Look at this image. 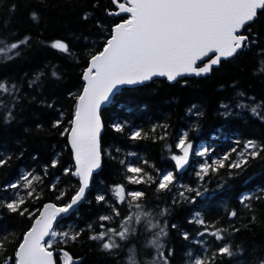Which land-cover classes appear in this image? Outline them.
I'll return each instance as SVG.
<instances>
[{
	"label": "trees",
	"instance_id": "16d2710c",
	"mask_svg": "<svg viewBox=\"0 0 264 264\" xmlns=\"http://www.w3.org/2000/svg\"><path fill=\"white\" fill-rule=\"evenodd\" d=\"M113 7L111 0H0V37L8 43L29 38V42L17 50L19 56L0 61V81L6 82L10 89L16 86L15 91L0 93V158L7 160L0 167V200L15 199L19 194L25 199L23 207L37 215L46 202L57 205L69 202L78 188V178L64 174L65 168L74 170V160L67 135L61 132L70 127L72 118L74 100L69 93L76 95L82 90L81 76L90 54L102 49L112 25L120 22L121 17L106 14V9ZM33 12L37 16L35 20ZM85 16L88 18L84 19ZM251 27L256 43L233 58L223 59L210 74L184 77L173 83L157 78L124 88L102 111V167L94 175L84 201L56 225L58 232L83 230L82 234L76 241L58 243L55 248H64L74 258H79L77 264H127L132 254L138 264H147L156 253L145 246L151 236L139 225V234H132L126 241L118 240L120 247L111 252L103 250L101 242L90 240L89 236L101 230L98 217L111 214L113 206L121 215L108 221L107 227H118L123 217L135 211L126 203L112 202L110 189L117 184L126 185L125 177L129 174L125 165L143 167L156 179L158 173L175 171L171 156L179 154L175 144L187 131L194 149L208 147L211 150L208 157L190 154L189 164L176 173L178 182L169 191L157 192L155 183L127 185L146 194L140 203L154 223L168 225V235L161 242L165 250L175 251L171 264H189V251L193 256L202 254V246L194 241H206L205 256L213 255L220 246L221 242L210 236L196 235L202 229L188 221L197 213L211 225L209 231L227 230L225 242L230 243L234 252L245 250L232 264H257L258 260H264V152L250 159L240 170L223 168L210 173L203 181L195 175L205 159L210 162L233 147L239 151L248 140L264 146V119L235 108L240 100L252 105L248 98H254L255 104L261 105L259 111L264 117V72L259 71L264 61V11ZM57 40L68 44V53L51 48ZM53 71L57 77L52 76ZM240 92L245 96L239 97ZM221 103L231 106L230 115L222 114L225 110L220 107ZM193 105L196 108L189 112ZM8 110L12 111V119L6 123L4 116ZM55 120H62L60 127L52 126ZM117 122L124 125L123 132L113 130L112 125ZM134 130H140L146 138L131 140L129 134ZM162 136L164 139H160ZM130 152L136 155L129 156ZM53 159L58 160L55 168L51 167ZM29 172L41 178L33 183L36 189L33 197L29 198L22 186L5 188L16 182L22 185L20 177ZM50 185H56L55 190ZM182 185L196 188L203 195L192 203L179 196L184 190ZM61 192L65 195L58 200ZM97 194H105L110 203L98 204ZM185 196L191 198L195 193L186 192ZM243 196L250 197L245 201L248 207L240 203ZM165 209V214L160 216ZM232 211L237 215L230 218ZM31 223L32 217L28 215L20 216L0 208V237L4 238L5 256H13ZM89 224L93 225L92 229L87 227ZM172 224L177 228L172 229ZM233 228L239 231L233 233ZM184 231L192 240L182 238ZM55 258L60 264V254ZM216 264H229V258L217 257Z\"/></svg>",
	"mask_w": 264,
	"mask_h": 264
},
{
	"label": "snow or ice",
	"instance_id": "6c2138e0",
	"mask_svg": "<svg viewBox=\"0 0 264 264\" xmlns=\"http://www.w3.org/2000/svg\"><path fill=\"white\" fill-rule=\"evenodd\" d=\"M111 4L114 7L106 9V14L121 17L120 22L112 25L103 42L102 50L98 49L90 54L87 67L81 76L82 90L76 95L69 93L74 100L72 118L69 121L70 127L61 132V135H67L74 159V170L65 168L64 174L78 178V188L69 202L62 205L46 203L38 215L23 207L25 199L19 194L15 199L0 200V208L7 209L9 213L32 217L31 226L23 232L13 256L4 255V238L0 237V264H57L55 259L57 253L61 256L60 264H74V260L78 258H73L64 248L56 249L55 245L76 241L83 230L58 232L56 224L58 218L69 213L85 199L94 171L102 167L104 153L102 148L104 125L100 111L102 106L113 103L123 86L143 84L155 77H164L169 82H173L185 75L201 77L210 74L213 66H218L222 59L233 58L256 43L252 38L254 34L251 25L256 23L259 13L264 11V0H111ZM14 9L15 5L12 6V10ZM32 18L37 19L35 12L32 13ZM28 42V37L10 43L0 37V61L7 62L19 56L17 50ZM50 46L61 53H68L70 50L66 42L59 40ZM259 71L264 72V61H261ZM52 76L57 77L58 74L53 71ZM34 83L35 80L29 84V87ZM15 90V85L10 89L6 82L0 81V93H10ZM237 95L245 96L243 92ZM248 99L252 100V105L240 100L235 108L250 111L251 114L264 119L259 111L261 105H256L254 98ZM220 107L225 110L223 115L231 114V106L228 103H221ZM195 108L196 106L193 105L189 112H193ZM11 119L12 111L8 110L4 120L7 123ZM61 123L62 120H55L52 126L57 128ZM112 128L118 133L124 131V125L119 122L113 124ZM129 138L136 141L146 136L140 130H134L129 134ZM236 144L239 145L240 141L237 140ZM175 148L179 150V154L171 156L175 171L158 173V179L149 175L143 167L132 163L125 165L129 174L125 177L126 185L117 184L110 189L114 198L112 202L126 203L135 211L123 217L118 227H107L108 221L113 220L114 216L121 215L119 209L113 206L111 214H102L98 217L101 230L91 234L90 240L101 242V248L111 252L120 247L118 240L126 241L132 234H139L137 227L139 225L151 236V239H146L145 246L154 249L156 253L147 264H171L170 258L175 255V251L165 250L161 242L162 238L168 235V225L161 226L159 223H154L150 218L151 214L145 211L140 203L146 194L135 188H128L127 185L155 183L157 192L169 191L178 182L176 173L189 164L190 154L194 152L195 155L204 158L208 157L211 151L208 147L194 149L193 143L188 140L187 131L180 135ZM262 152L264 146L248 140L243 143L239 151L237 147H233L222 156L211 159L210 162L205 159L198 166L195 175L203 181L210 173L215 174L223 168L240 170L247 166L250 159L260 157ZM234 153L235 158H233ZM128 155L135 156L136 153L130 152ZM6 163V159L0 158V167ZM57 165L58 160L53 159L51 167L55 168ZM40 179V176L29 172L20 177L23 181L22 185L16 182L6 185L5 188L18 189L22 186L27 190V196L31 198L36 192L33 183ZM55 187L56 185H50L53 190ZM181 187L184 190L179 192V196L190 199L192 203H195L196 197L203 195L196 188L183 185ZM186 192H194L195 196L188 198L185 196ZM64 195L65 193L61 192L57 199H62ZM249 199L250 197L243 196L240 203L245 204ZM95 201L98 204L110 203L105 194H97ZM248 206L245 204V207ZM166 211V209L162 210L159 215L163 216ZM236 215V211L229 213L230 218ZM188 222L202 229L197 231V236L201 238L210 236L215 241L221 242L213 255L205 256L203 253L207 251L206 241L203 239L194 241L202 246V254L193 256L189 251L187 253L191 257L189 264H216L217 257H228L229 264H232L234 259L239 260L243 256L244 249H237L234 252L230 243L225 242L224 233L227 230L216 228L215 231H209L211 225L200 218L199 213ZM87 227L92 229L93 225L89 224ZM171 228L176 229L177 225L172 224ZM237 231L239 229H232L233 233ZM181 236L185 240H192L187 231L182 232ZM129 252L133 253V250L129 249ZM127 264H138L134 254L129 256ZM257 264H264V260H258Z\"/></svg>",
	"mask_w": 264,
	"mask_h": 264
},
{
	"label": "water",
	"instance_id": "95a60500",
	"mask_svg": "<svg viewBox=\"0 0 264 264\" xmlns=\"http://www.w3.org/2000/svg\"><path fill=\"white\" fill-rule=\"evenodd\" d=\"M223 60V59H222ZM219 66V65H218ZM218 66H213V68L214 67H218ZM194 75H185V76H182V77H178L177 78V80L178 79H180V78H183V77H193ZM201 77H204V76H201ZM157 78H160V79H166V78H164V77H155V78H153V79H157ZM152 79V80H153ZM167 80V79H166ZM168 81V80H167ZM148 82H150V81H148ZM148 82H145V83H148ZM169 82V81H168ZM173 82H175V81H173ZM173 82H170V83H173ZM145 83H143V84H145ZM143 84H139V85H143ZM135 86H138V85H133V86H123L122 88H126V87H135ZM110 104H105V105H103L102 106V108H101V112H102V110L104 109V108H106V107H108ZM103 122V121H102ZM70 146V145H69ZM70 148H71V146H70ZM74 160V159H73ZM101 169V168H100ZM100 169H97V170H95L94 171V173H93V177H94V175L96 174V173H98L99 171H100ZM93 177L91 178V181H90V188H91V186H92V181H93ZM90 188L87 190V192H86V195H87V193H88V191L90 190ZM84 201V200H83ZM46 203H54V202H51V201H49V202H46ZM46 203H44V204H46ZM81 203V202H80ZM43 204V205H44ZM54 204H56V203H54ZM77 207V206H76ZM75 207V208H76ZM42 208H43V206L41 207V209L40 210H42ZM74 208V209H75ZM74 209H72L69 213H67V214H63L60 218H58V221H60L62 218H64V217H67ZM56 249H60V248H56ZM57 254H59V253H57ZM71 255V254H70ZM72 256V255H71ZM73 257V256H72ZM74 258V257H73ZM80 261V259L78 258L77 260H74V264H77L78 262Z\"/></svg>",
	"mask_w": 264,
	"mask_h": 264
},
{
	"label": "bare ground",
	"instance_id": "6f19581e",
	"mask_svg": "<svg viewBox=\"0 0 264 264\" xmlns=\"http://www.w3.org/2000/svg\"><path fill=\"white\" fill-rule=\"evenodd\" d=\"M102 50V49H101Z\"/></svg>",
	"mask_w": 264,
	"mask_h": 264
}]
</instances>
